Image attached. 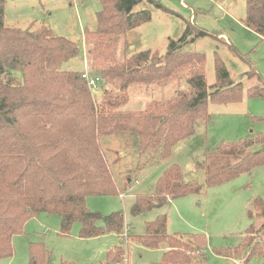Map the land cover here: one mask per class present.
Returning a JSON list of instances; mask_svg holds the SVG:
<instances>
[{
    "label": "trees",
    "instance_id": "1",
    "mask_svg": "<svg viewBox=\"0 0 264 264\" xmlns=\"http://www.w3.org/2000/svg\"><path fill=\"white\" fill-rule=\"evenodd\" d=\"M6 1L0 0V260L14 255V237L24 232L31 218L43 213L60 216L62 236L68 235L75 223L80 224L83 239L107 233L121 235L126 227L121 211L103 216L89 210L86 203L88 196H111L122 191L111 171L109 150L104 149L101 139L135 135L140 155L161 149L162 160H167L174 146L195 133L198 121L211 120L210 104L241 101L244 85L232 80L217 57L216 83L209 87L206 56L181 52L175 41L170 42L165 55L145 50L117 60L111 39L149 23L152 14L149 10L136 11L142 0H98L102 9L97 13V29L87 32L85 38L93 45L88 72L100 79L102 95L98 99V93L83 79L84 71L62 70L64 64L81 54L78 43L55 35L45 26L36 30L7 27ZM251 13L258 30L263 24L258 25L254 17L261 10L253 4ZM189 34L190 26L180 44L187 42ZM207 34L198 30L195 37ZM180 75L185 76V88L171 100L152 101L138 112L122 110L129 102L131 87L163 84ZM245 75L262 83L248 89V96L264 100L262 75L255 70ZM115 84L117 91L109 88ZM261 165L264 135L237 144L223 143L204 166L205 185L184 183L181 167L172 165L158 179L153 194L135 197L132 214L162 208L171 200L222 185ZM254 207L264 220L263 202L255 200ZM248 216L253 218L252 211ZM99 222L104 226H98ZM167 227V216L160 215L147 222L146 233L138 237L149 249L166 245L162 261L153 264H205L202 256L207 244L201 235L185 240L170 235ZM262 231L264 221L259 227L252 223L236 248L217 254L245 264L255 256L264 258V244L256 240ZM29 253V264H50L51 252L44 243H30ZM126 259L124 249L114 247L102 264H123Z\"/></svg>",
    "mask_w": 264,
    "mask_h": 264
},
{
    "label": "rangeland",
    "instance_id": "2",
    "mask_svg": "<svg viewBox=\"0 0 264 264\" xmlns=\"http://www.w3.org/2000/svg\"><path fill=\"white\" fill-rule=\"evenodd\" d=\"M160 3L169 11L159 8ZM261 10L253 16L258 32L251 20V5ZM102 9L98 0H7L5 24L10 28L36 30L45 26L52 32L78 43L81 54L62 66L63 71H84L93 57V45L86 33L97 29V13ZM149 10V23L130 31L123 37H114V57L117 60L140 51L152 50L160 55L168 52L175 41L181 52L203 53L206 56L205 73L209 87L216 83L215 59L220 58L232 80L242 82L241 101L231 104H210V121L200 120L195 133L173 148L170 158L162 160L161 149L138 153L135 135L103 137L104 149L109 150L111 171L122 190L117 195L88 196L87 207L92 212L109 216L121 211L126 227L121 235L107 233L99 237L80 238L81 226L75 223L66 236L60 235L61 218L56 214H40L31 218L24 232L14 237V255L0 260V264H29L30 243L42 242L51 252L50 264H102L114 247L126 252L123 264H153L162 261L166 245L158 249L144 247L138 240L146 233L147 222L160 215L168 218L167 231L183 239L201 235L207 244L202 259L205 264H245L229 259L218 251L236 248L244 239L252 223L260 226L264 220L258 216L254 201L264 204V165L229 182L204 187L200 193L171 200L162 208L133 215L132 206L138 194H153L158 179L172 165H179L184 183L205 185L204 166L223 143H240L264 135V100L251 98L247 91L256 85L257 78L249 80L246 73L255 70L264 78V0H142L136 11ZM263 13V14H262ZM190 26L191 34L185 44L180 40ZM198 30L208 34L196 38ZM181 45V46H180ZM185 76L163 84L135 85L128 91L129 102L123 111L144 110L152 101L171 100L185 88ZM117 91L118 86L109 87ZM100 92L97 98L101 99ZM120 154V155H119ZM116 159H120L114 163ZM127 185V186H126ZM252 211L253 218H249ZM102 227V222L98 223ZM264 244V231L256 236ZM246 264H264L261 256Z\"/></svg>",
    "mask_w": 264,
    "mask_h": 264
},
{
    "label": "built area",
    "instance_id": "3",
    "mask_svg": "<svg viewBox=\"0 0 264 264\" xmlns=\"http://www.w3.org/2000/svg\"><path fill=\"white\" fill-rule=\"evenodd\" d=\"M85 70L82 75L83 79H85L88 83V86L94 93L100 92V79L97 77L90 76L88 72V65L85 64L84 66Z\"/></svg>",
    "mask_w": 264,
    "mask_h": 264
},
{
    "label": "crops",
    "instance_id": "4",
    "mask_svg": "<svg viewBox=\"0 0 264 264\" xmlns=\"http://www.w3.org/2000/svg\"><path fill=\"white\" fill-rule=\"evenodd\" d=\"M167 250V248L166 249H164V251H166Z\"/></svg>",
    "mask_w": 264,
    "mask_h": 264
}]
</instances>
